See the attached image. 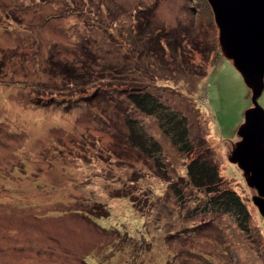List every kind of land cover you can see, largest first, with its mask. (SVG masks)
<instances>
[{
	"label": "rangeland",
	"instance_id": "obj_1",
	"mask_svg": "<svg viewBox=\"0 0 264 264\" xmlns=\"http://www.w3.org/2000/svg\"><path fill=\"white\" fill-rule=\"evenodd\" d=\"M197 6L0 0V264H264L257 193L228 160L251 91ZM132 87L181 111L198 149L179 151L129 102ZM129 117L160 143L159 162L128 143ZM198 154L245 203L247 230L194 214Z\"/></svg>",
	"mask_w": 264,
	"mask_h": 264
},
{
	"label": "water",
	"instance_id": "obj_2",
	"mask_svg": "<svg viewBox=\"0 0 264 264\" xmlns=\"http://www.w3.org/2000/svg\"><path fill=\"white\" fill-rule=\"evenodd\" d=\"M219 32L223 58L232 62L251 91L252 106L244 113L228 156L243 172L257 195L255 206L264 216V109L258 98L264 89V0H206Z\"/></svg>",
	"mask_w": 264,
	"mask_h": 264
},
{
	"label": "trees",
	"instance_id": "obj_3",
	"mask_svg": "<svg viewBox=\"0 0 264 264\" xmlns=\"http://www.w3.org/2000/svg\"><path fill=\"white\" fill-rule=\"evenodd\" d=\"M197 4L200 8L198 22L200 24L204 23L205 19V23L207 22L214 26L213 14L207 2L205 0H197ZM197 34L202 35L200 31ZM203 37V40L207 41L208 37L205 35ZM126 94L129 102L136 110L141 114L157 119L163 134L179 151L191 154L198 149L193 147L189 132L190 124L181 111L166 104L154 93L144 88L132 87L126 90ZM126 122L129 130L128 143L145 156L157 159L156 161L159 162V158L162 155L160 143L146 132L143 123L139 119L129 117ZM186 175L191 187L196 188L198 191H203L206 195L204 202L199 201L200 205L195 208L196 212L194 214H228L238 221L241 229L247 230L250 214L246 205L235 191L224 185L219 175L218 166L212 156L209 154L208 156L198 154L192 158L186 166ZM175 193L180 201L184 200L183 194L179 189H175Z\"/></svg>",
	"mask_w": 264,
	"mask_h": 264
}]
</instances>
